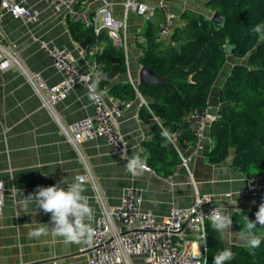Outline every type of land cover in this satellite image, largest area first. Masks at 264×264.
<instances>
[{"label": "crops", "instance_id": "crops-1", "mask_svg": "<svg viewBox=\"0 0 264 264\" xmlns=\"http://www.w3.org/2000/svg\"><path fill=\"white\" fill-rule=\"evenodd\" d=\"M111 13L121 17L123 4L127 0H108ZM135 4L155 6L159 0H131ZM208 0H165L170 13L174 15L172 29L181 26L180 15L185 11L204 16H212L206 9ZM30 8L39 11L40 16L31 25L25 26L19 20L5 16L0 28L8 41L18 46V54L25 66L41 73L49 85L58 81L59 75L52 67L45 52L40 49L41 41L50 42L59 49L70 51L81 69L90 70L86 50L80 48L70 31L69 19L65 11H55L43 0H27ZM162 17L157 13L146 20L134 13L127 15V51L124 57L125 72L119 73L112 83L99 88L110 103V89L119 84L138 86L140 57L146 43L145 33L153 24L158 36ZM155 39V40H156ZM166 44L169 42L166 40ZM170 44V43H169ZM238 61L230 57L225 62L208 94V111L215 118L221 105L219 95L231 67ZM92 100L85 87H76L56 109L63 113L66 124L76 123L93 114ZM139 99L130 102L119 120V132L127 147L129 158L133 155L147 156L146 145L154 139V129L158 120L142 116ZM209 125L204 131L200 147L192 145L181 148L180 156L189 158L186 166L177 165L169 176L152 170L135 177L133 184L139 190L141 209L164 217L172 208L181 209L192 204L196 195L211 196L222 208L232 215L253 210L250 202L241 199L240 193L246 187L247 178L233 166V152L217 165L208 162L211 150ZM144 151L141 152L140 150ZM86 163L91 165L97 185L109 207L119 205L124 189L130 184L126 163L115 155L102 138L84 141L80 144ZM180 158V157H179ZM152 169V168H151ZM83 173V166L76 152L65 141L58 126L41 108L38 98L16 70L0 71V181L3 182L4 203L0 218V264H87L84 255L85 244L65 245L59 237L42 236L33 238L23 227L34 219L48 224L50 214H45L30 203L25 209L20 203L23 195L33 193L37 187L52 186L61 179L71 180ZM65 189L67 185H62ZM84 195L95 210L92 190L85 184ZM239 193V195H237ZM236 202V204H235ZM36 210V215L30 213ZM51 226V225H50ZM233 236L222 240L227 249L232 245L248 248L231 227ZM193 238V234L187 233ZM198 241H194V249Z\"/></svg>", "mask_w": 264, "mask_h": 264}, {"label": "trees", "instance_id": "trees-1", "mask_svg": "<svg viewBox=\"0 0 264 264\" xmlns=\"http://www.w3.org/2000/svg\"><path fill=\"white\" fill-rule=\"evenodd\" d=\"M206 9L217 13L223 23L219 26L211 17L185 11L179 17L182 25L172 29L166 42L156 41L153 24L146 30V43L142 48L140 65L167 81L153 85H138L137 93L148 104L142 116L158 120L154 139L146 145L151 170L169 176L180 164L176 149L192 145L190 121L192 111L201 112L208 107V94L226 62V47L230 57L238 62L220 90V109L209 125L211 150L207 155L212 165L225 161L233 152V166L244 177L264 174V40L251 29L264 24V0H208ZM151 20V19H150ZM74 40L81 44L90 41L86 58L96 65V72L106 75L111 70L108 58L119 59V73L125 72L122 49L112 46L105 32L97 37L80 23L69 21ZM100 50L93 57L88 51L93 46ZM108 83L101 82L105 87ZM110 96L122 102H131L136 91L130 84H119L110 89ZM162 128L178 135L174 142L161 136ZM255 211L235 213L233 225L238 232L244 227L243 218L255 220ZM207 264L226 246L222 237L210 223L207 224ZM261 244L256 249L232 245L233 258L225 264H264V227L257 226Z\"/></svg>", "mask_w": 264, "mask_h": 264}, {"label": "built area", "instance_id": "built-area-1", "mask_svg": "<svg viewBox=\"0 0 264 264\" xmlns=\"http://www.w3.org/2000/svg\"><path fill=\"white\" fill-rule=\"evenodd\" d=\"M43 1L57 12L65 11L70 22L80 23L95 37L105 32L112 46L122 49L124 57L127 51L126 30L129 12L146 20L154 18L157 13L161 15L162 21L156 41L165 42L172 31L174 15L168 10L165 0H159L155 6L135 4L127 0L123 4L124 12L121 17L112 15V5L108 0ZM5 16H10L28 26L36 22L40 14L39 11L28 6L27 0H0V23ZM39 46L59 75L56 83L49 85L41 73L29 70L18 54V46L7 40L1 28L0 71L16 70L22 76L38 98L41 108L58 126L65 141L76 154L80 152L82 142L102 138L112 152L127 163L128 150L119 132V120L123 112L130 107V102L112 98L108 103L103 97L100 102L92 101L93 114L90 117L66 124L64 114L56 109L57 104L79 86L85 87L89 94L88 77L91 75L92 79H95L96 65L89 62L91 69L84 71L78 66L70 51L59 49L45 41H41ZM99 50L97 45L93 46L88 51V56H95ZM131 86L136 91V98L140 100L141 105L149 110L148 104L137 93L136 86L133 84ZM213 120L214 117L207 108L201 112L196 110L191 112L193 149L200 147L205 128ZM176 151L180 157V164L186 166L190 159L181 157L180 149ZM79 161L83 166V173L80 175H84L86 160L84 158ZM129 177L130 184L124 189L120 203L116 207H109L106 204L103 192L92 172L86 177L85 184L92 190L98 211L93 225L94 235L85 244L83 251L87 264H127L129 260L131 264H204L207 259L206 243L199 247L201 254L198 255L194 249L196 245L194 241H198L201 235V225L196 212L206 217L214 208H222V206L209 195H196L190 206L181 209L172 208L166 216L158 217L152 212L141 209L140 193L133 184L135 177L130 174ZM240 197L249 201L252 209L257 212L260 204L264 203V174L248 178ZM1 216L2 213L0 218ZM208 223L210 222H205V227ZM187 233L193 234V238Z\"/></svg>", "mask_w": 264, "mask_h": 264}, {"label": "clouds", "instance_id": "clouds-1", "mask_svg": "<svg viewBox=\"0 0 264 264\" xmlns=\"http://www.w3.org/2000/svg\"><path fill=\"white\" fill-rule=\"evenodd\" d=\"M251 31L254 34H258L259 38L264 40V24H257ZM231 47L227 49L229 55L231 54ZM104 78L100 72L95 73L94 80L91 75L88 77L89 98L93 102H100L104 95H106V90L99 89L100 80ZM177 135V133H173L167 128H162L161 130V136L167 142H174ZM140 151L143 152L144 150L141 149ZM77 158L83 160L84 153L82 151L78 152ZM147 160L148 157L146 155H133L127 159L125 166L127 172L133 177H140L145 172H150L151 169ZM90 174L91 165L86 163L84 175L73 176L71 180L66 178L61 179L52 186L37 187L33 193H30L26 197L16 189L23 196V200L20 203L25 209L32 203L35 204L36 209L41 210L45 214H50L48 224L38 223L34 219L30 224H24L23 227L29 230L28 235L33 238H40L42 236L59 237L65 245L88 243L94 235L92 222L95 216V210L90 206L88 197L84 195L86 191V177ZM62 185H67V188L65 189ZM2 210L3 182L0 181V213H2ZM30 214L35 216L37 214L36 210ZM196 215L201 225V235L198 238L196 247L198 255L201 254L199 247L205 244L207 239L206 221L210 222L214 230L222 237L233 236V233L230 231L233 225L232 214L226 208H214L206 217L202 216L199 212H196ZM243 222L244 227L235 233V235H238L249 248H258L262 238L257 234L256 229L258 225L264 227V203L260 204L258 211L255 213V220H249L245 215ZM232 258V251L226 248L214 257L213 264H225L226 261ZM127 264H131V261L129 260ZM204 264H207V259H205Z\"/></svg>", "mask_w": 264, "mask_h": 264}, {"label": "water", "instance_id": "water-1", "mask_svg": "<svg viewBox=\"0 0 264 264\" xmlns=\"http://www.w3.org/2000/svg\"><path fill=\"white\" fill-rule=\"evenodd\" d=\"M211 21H213L214 24L217 26L223 23V19L216 12L213 13V15L211 16ZM89 41H90V36L86 37V39L80 44V48L82 50H86L88 47ZM227 48H230V47L229 46L226 47V50H225L226 56L229 55ZM108 60L111 64V70L106 75H103L105 78L101 79L100 81L110 84L119 74L118 68H119L120 60L115 59V58H108ZM138 81H139L138 85H153V84L164 83L167 80L162 77H158L154 75L152 71L142 67L139 71Z\"/></svg>", "mask_w": 264, "mask_h": 264}, {"label": "rangeland", "instance_id": "rangeland-1", "mask_svg": "<svg viewBox=\"0 0 264 264\" xmlns=\"http://www.w3.org/2000/svg\"><path fill=\"white\" fill-rule=\"evenodd\" d=\"M209 11H210V10H209ZM227 49H228V48H227ZM229 56H230V55H227V56H226V61H228ZM195 240H197V239H195Z\"/></svg>", "mask_w": 264, "mask_h": 264}]
</instances>
